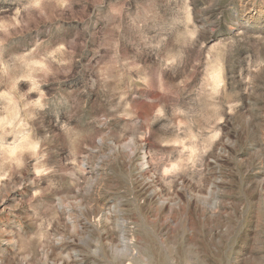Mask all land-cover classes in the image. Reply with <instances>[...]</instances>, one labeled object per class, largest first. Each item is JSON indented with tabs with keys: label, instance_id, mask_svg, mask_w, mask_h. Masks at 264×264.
Masks as SVG:
<instances>
[{
	"label": "rangeland",
	"instance_id": "1",
	"mask_svg": "<svg viewBox=\"0 0 264 264\" xmlns=\"http://www.w3.org/2000/svg\"><path fill=\"white\" fill-rule=\"evenodd\" d=\"M0 264H264V0H0Z\"/></svg>",
	"mask_w": 264,
	"mask_h": 264
}]
</instances>
